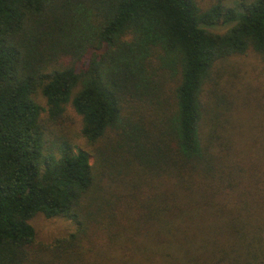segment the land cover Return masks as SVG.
<instances>
[{
	"label": "trees",
	"instance_id": "1",
	"mask_svg": "<svg viewBox=\"0 0 264 264\" xmlns=\"http://www.w3.org/2000/svg\"><path fill=\"white\" fill-rule=\"evenodd\" d=\"M223 2L0 0V264L36 262L37 213L77 225L64 253L96 228L122 264H264V217L226 198L259 183L230 162L221 82L264 60V0ZM69 103L93 151L57 130Z\"/></svg>",
	"mask_w": 264,
	"mask_h": 264
},
{
	"label": "rangeland",
	"instance_id": "2",
	"mask_svg": "<svg viewBox=\"0 0 264 264\" xmlns=\"http://www.w3.org/2000/svg\"><path fill=\"white\" fill-rule=\"evenodd\" d=\"M211 1L198 0L202 7H207ZM252 1L254 0H224L223 3L226 6H240L243 2ZM213 30L223 32L226 26H217ZM222 71L224 112H230L233 119V127L230 129L233 141L230 162H238L240 167H248L250 179L259 183H255L258 186L250 185L247 189L240 184V187L226 194V198L230 196L231 200L236 199L228 204L237 208L235 214L239 218L238 224L249 227L251 223L247 214L250 212L259 211L264 217V60L259 54L249 52L229 58L223 64ZM174 85L175 82L169 83L167 90L173 89ZM36 99L44 108L42 116L45 117L47 101L41 91L37 92ZM57 130H61L75 149L94 150V146L82 134V117L71 103L67 105L64 122ZM112 142L106 137L97 145L106 147L107 143L110 146ZM90 159L92 163L96 160L93 155ZM121 188L125 189L126 193L130 191L128 186ZM30 222L36 230L38 242L34 245L38 257L32 264H122L124 260L119 254L120 251H115V248L108 244L105 230L96 233V228L91 229L88 237L78 242L79 246L77 243L75 248L64 253L63 247L57 248L58 244L77 230V225L71 219L62 216L48 218L42 213H37Z\"/></svg>",
	"mask_w": 264,
	"mask_h": 264
}]
</instances>
